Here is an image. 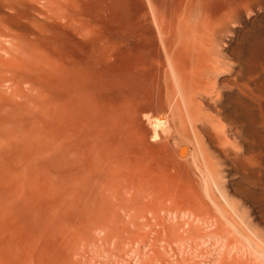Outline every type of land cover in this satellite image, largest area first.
Masks as SVG:
<instances>
[{
  "label": "bare ground",
  "instance_id": "bare-ground-1",
  "mask_svg": "<svg viewBox=\"0 0 264 264\" xmlns=\"http://www.w3.org/2000/svg\"><path fill=\"white\" fill-rule=\"evenodd\" d=\"M92 206L139 264H264V0H0V264Z\"/></svg>",
  "mask_w": 264,
  "mask_h": 264
},
{
  "label": "rangeland",
  "instance_id": "rangeland-1",
  "mask_svg": "<svg viewBox=\"0 0 264 264\" xmlns=\"http://www.w3.org/2000/svg\"><path fill=\"white\" fill-rule=\"evenodd\" d=\"M46 180L47 179H44V182ZM42 182L40 181V183ZM45 183H42V185L40 184V187L42 186L43 189L48 188V184L46 183V185ZM37 188H39V186ZM46 190H48L50 195L49 188ZM41 192L43 193L41 194ZM44 192L46 191L37 189V193L41 194L37 196L43 199L47 194V192ZM49 195L47 194V196ZM47 198L48 199L45 201L49 202L50 198ZM91 208L93 209H87L86 213H82L78 210H68L66 213L55 212V216L57 217L51 214L50 218L49 216L45 218L42 217L43 220H41L39 214L38 216L35 215L37 211H34V214L31 212L30 214L29 211L26 212L29 217L25 213L26 216L24 215L23 218H25V220L23 221L30 220L31 223L26 221L27 223H24L28 226L23 224L22 239L24 237L23 244L25 243L23 246V255L27 259L25 260V264H139L140 261L138 258H140L141 261H143L144 258L146 259V255L150 253V243L148 240H146V242L141 239L142 242L139 243V239L129 238L127 235V231L129 230L127 229L132 231L133 228L131 229V226H134L129 222L128 215L126 216L127 221L124 222L126 213L124 214L122 210H117L118 213L115 211V215L114 211H111L113 215L110 214V216L116 217V224L124 231V235L120 236L121 238L119 240L118 237L107 235L105 228L99 226V209L96 207L94 208V206ZM88 214L91 216H88ZM34 215L36 217H32ZM38 217L41 222H39L40 220L37 221ZM119 219L121 220L120 223H118ZM37 223L39 225H37ZM123 223L125 225H123ZM127 224H130V227H128ZM142 228H144V226H142ZM103 232L104 234L106 233L107 236L104 237V239L102 237ZM160 243L157 242L156 245L161 249ZM145 247L148 249V253ZM121 249L122 251H119ZM168 257L172 259L173 256L169 254Z\"/></svg>",
  "mask_w": 264,
  "mask_h": 264
}]
</instances>
